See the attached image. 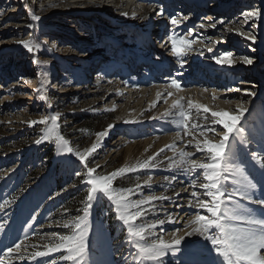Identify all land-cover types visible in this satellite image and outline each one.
<instances>
[{"label":"rangeland","instance_id":"1","mask_svg":"<svg viewBox=\"0 0 264 264\" xmlns=\"http://www.w3.org/2000/svg\"><path fill=\"white\" fill-rule=\"evenodd\" d=\"M111 1L0 0V204L6 200L10 202L0 210V224L4 225L0 231V257H4L7 248L16 243L24 241L26 245L21 252L26 258L20 260L14 254L9 258L11 264H49L52 259H56L58 264H71L59 260L61 253L37 257L35 260L28 257L34 251H43V246L50 243L53 232L68 234L69 230L58 226L57 222L62 224L76 215H83V211L76 214L65 211L62 207L64 192L78 187L82 192H87L85 184L82 183L86 179L83 175L86 172L84 165L76 156L59 151L54 141L45 140L36 144L35 141L43 135L45 126L30 125V121L60 114L58 123L61 134L74 149L79 150L90 147L96 140L95 134L86 140L79 133L87 114L96 120V125L99 126L97 132L105 130L109 124L114 125L88 158L89 167L99 165L97 172L107 174L158 152L162 144L165 146V139L170 138L169 141L172 140L177 146L180 142L176 138V133L180 130L166 128H177L172 123L176 118V109L164 112L161 107L152 106L161 99L164 100L161 103L163 106L168 105L172 98L165 93L159 100L157 95L148 90H159L162 87L171 89L177 95L184 93L188 95L185 97V105L189 99L203 104L194 98L192 90L204 92L207 89L232 97L243 94L247 97L245 106L248 111L241 120V126L247 128L248 133L244 132L247 143H238V151L243 161L251 165V170L245 168L246 171L250 174L257 171L253 165L252 152L263 154L255 150L254 145L264 146V92L262 96L259 92L258 95L249 93H255L261 86H257L258 82L252 76L251 69L259 62V67H264V16L253 25L252 22L243 23L242 13L254 8L264 13V0H224L225 4L232 5L224 14H218L215 18L217 33L214 35L203 32L205 29L215 28L207 27L210 22L202 21L204 15H197L198 11L191 10L195 9L191 5L185 15L179 12V7L174 8L175 12L166 21L167 15L161 11L160 0ZM213 1L217 0H194V5L202 9L211 8L210 3ZM99 7L106 9H103V14L93 13ZM119 8L127 11L130 9L135 16L122 18ZM32 15L40 16V20L33 21ZM150 15H153V28L148 26ZM172 16L181 20V23L172 25ZM114 17L119 18L113 20ZM185 17L198 18L190 26ZM133 21L135 22L132 23ZM200 24L206 27L200 28ZM148 29L152 32V38H156L153 42L145 39ZM190 29L193 30L191 34ZM235 29L251 32L256 37L255 42L245 39ZM173 34L196 40L192 50L183 57L184 69L176 68L180 65L178 58L172 55L171 48L168 49L171 45L169 37ZM28 40L36 45L32 52L20 43ZM64 47L66 50L62 52ZM208 47H212L213 51L208 52ZM226 51L233 53L232 59L239 66V73L231 75L222 70L216 72L202 68L205 71L199 78L193 79V76H198L192 73L199 63L206 60L214 62V55ZM201 52L204 54L200 55ZM245 56L251 58L253 63L244 64L238 59ZM209 73L212 75L208 78ZM99 74L101 77L95 78ZM171 79L189 80L192 83L188 87L181 85L182 90H176L166 87ZM111 80L114 83L109 85ZM230 80L232 83L229 84ZM250 82L252 84L247 87L245 84ZM237 88L240 89L239 92L234 91ZM247 89L250 91L246 92ZM122 94L125 96L121 98ZM41 95L47 99L41 100ZM257 99L258 107L254 101ZM226 101L236 104L239 100L221 97L212 102L221 105ZM193 115L195 116L194 110ZM155 118L158 120L155 121ZM200 123L202 124L201 120ZM216 128L219 132L221 126L217 125ZM209 137H213V141L219 140V135L213 133ZM150 142H154L153 148H147ZM260 149L264 152L263 148ZM193 150L190 148L188 151ZM171 153L172 151L167 150L160 154L158 167L128 173L114 182L116 187L134 188L136 183L143 184L147 176L153 177L152 187H145L142 195L164 194L170 199L154 202L155 211H149L143 219L150 222L155 218L163 219L169 214L172 215L175 223L158 225L155 230L164 235L165 239H171L170 234L173 232L177 236H183L189 219L196 212L205 214L203 210L197 211L196 208L188 207L189 200L193 199L191 192L202 190L193 189L191 183L185 182L189 175L181 172L177 176L175 173L178 169L168 168L169 160L166 157H170ZM76 172L82 175L78 177ZM173 175L176 180L180 178L171 182L163 180L164 176ZM177 183L179 186H176ZM72 185L75 187H71ZM255 193L263 196L264 190L257 184ZM139 198L140 192L131 197L133 200ZM240 203L257 207L244 200ZM108 205L112 206L116 218L115 205L106 198L100 203L94 201L93 208L90 209L88 220L91 225V242L88 258L92 264H132L136 250L128 241L126 226L119 220V225L115 223ZM173 224L177 226L172 228ZM187 247L189 246L182 242L179 250L175 254H167L163 263H188V257L183 254L185 251L196 258L197 252L192 253ZM214 256L216 257L215 254L212 257Z\"/></svg>","mask_w":264,"mask_h":264},{"label":"snow or ice","instance_id":"2","mask_svg":"<svg viewBox=\"0 0 264 264\" xmlns=\"http://www.w3.org/2000/svg\"><path fill=\"white\" fill-rule=\"evenodd\" d=\"M123 14L127 15V13ZM242 15L243 23L252 22L255 25V22L264 16V13L260 9L254 8L243 12ZM31 19L38 21L40 16L32 15ZM211 19L209 17V20ZM170 23L178 25L181 20L172 17ZM219 23H223V21H219ZM29 27L32 26L29 25ZM199 27L205 28L206 25L200 24ZM207 27L215 28L216 22L207 25ZM235 31L245 39L255 42L256 37L251 32L246 33L240 29H235ZM192 32L193 30L190 29L189 34ZM169 41L172 55L178 58L177 62L183 67L185 63L183 57L192 50V45L196 43V40L173 34L169 37ZM20 43L29 52L34 51L36 47L31 40L20 41ZM207 51L212 52L213 48L208 47ZM203 54V52L200 53V55ZM232 57L233 53L226 51L214 55L212 59L217 64L232 65L236 63ZM238 59L244 64L253 63L252 59L246 56ZM33 62L39 63V61ZM166 87L182 90L181 83L177 79H171L170 84ZM232 90L230 89V91ZM203 91L207 92L208 90L204 89ZM234 91L239 92L240 89L237 88ZM162 95L163 93L158 92L157 98L159 99ZM172 95V92L167 93L168 97ZM249 95H255V93H249ZM212 98L214 100L219 98L215 91L212 93ZM40 99L47 98L41 95ZM183 100L184 98L180 97L172 103V108L177 110L176 118L172 123L180 129L176 133V138L185 141L184 147L178 148L173 142L165 145V148L172 151L176 157L175 159L166 157L169 160L168 168L180 169L184 175H192L191 187L202 190H193L191 192L193 199L188 202L189 208L200 209L205 213L196 212L187 222L186 228L191 230L185 231L183 236H177L176 232H173L170 234L171 239H165L164 235L158 234L155 230L158 225L175 223L172 215L169 214L163 219L155 218L150 222L144 221L143 218L148 215L149 211H155L154 202L170 199L164 194L142 195L145 187L149 189L152 187L153 177L151 175L147 176L143 184L136 183L134 188L114 186V182L118 178H123L128 173L158 167L160 163L158 157L165 151V148H161L158 152L135 164L122 166L110 173L101 174L97 172L99 165L88 166V158L97 150L103 138L108 136L109 130L114 125L109 124L105 130L95 133L96 140L91 146L79 150L74 149L69 140L61 134L58 123L60 114H56L29 123L30 125L45 126L42 130L43 135L35 141L36 144L45 140L54 141L59 151L76 156L84 165L86 172L83 175L86 176V179L82 180V183L85 184L87 192L83 200V215H76L65 220L62 224L57 222L58 226L69 230L68 234L53 232L50 243L43 246L44 250L34 251L28 257L29 259L35 260L37 257H49L52 253H61L60 261L71 262V264H89L90 224L88 218L90 209L93 208L94 201L100 203L106 198L107 201L115 205L116 219L126 226L128 241L136 250L132 257V264H163V258L169 253L175 254L185 237L194 235H199L210 243V251L219 258V264H264V198L255 197L257 184L242 166L243 158L238 151V143H247L241 120L248 109L238 104L233 111L214 110L208 105L196 103L191 99L185 105L182 103ZM165 102H167V97H165ZM201 119L205 124L200 123ZM128 122L130 121H125V123ZM208 125H219L221 129L218 132L215 127H208ZM209 133L219 135V140H210ZM186 137L189 139L185 140ZM188 147L193 148L194 151H185V148ZM197 153L203 154L202 157L198 158ZM252 159L259 165L260 175L264 177V154L253 151ZM75 175L79 177L82 174L76 172ZM163 180L171 182L176 180V176H164ZM71 187H75V185ZM137 192L141 193V198L131 199ZM241 200L257 207L242 205ZM9 203L6 200L0 204V210H3ZM145 205L149 207H145ZM3 228L4 225L0 224V231ZM25 247L24 241L16 243L13 247H8L5 256L0 257V264H11L9 258L14 254L17 259L24 260L26 257L21 252ZM49 264H58V261L52 259Z\"/></svg>","mask_w":264,"mask_h":264},{"label":"bare ground","instance_id":"3","mask_svg":"<svg viewBox=\"0 0 264 264\" xmlns=\"http://www.w3.org/2000/svg\"><path fill=\"white\" fill-rule=\"evenodd\" d=\"M220 0H217V1H213L212 2V7L211 8H214V6H216V5H218V2H219ZM86 2V1H85ZM112 3L114 2V3H117L118 2V0H112L111 1ZM186 2L188 3V8L190 7L189 5H191V6H193L192 4H191V1L190 0H186ZM101 3V2H100ZM98 4V3H97ZM96 4V5H97ZM223 4H225V3H223ZM124 5V4H123ZM210 8V7H209ZM103 9H104V7H99V9H98V11H94L93 13H95V14H103ZM190 9V8H189ZM104 10H106V9H104ZM195 11H197V10H195ZM201 11H203V9L201 10ZM200 11V12H201ZM174 11H172V13H173ZM188 12V11H187ZM123 13H127V15H124ZM133 13L134 12H132V10H126V9H122V8H119V14H120V16L122 17V18H126V19H129V17H134L135 15H133ZM119 16V17H120ZM118 17V18H119ZM173 17V16H172ZM118 18H116V17H114L113 18V20H117ZM198 17H194L193 19H190L189 20V22H188V25H192V23L194 24L195 22H196V19H197ZM182 19V18H181ZM213 22H216V26H217V20L216 19H214L212 22H210V24L211 23H213ZM222 24H224V23H222ZM219 27H221V25L219 26ZM218 27V28H219ZM216 29L217 28H215V29H210V28H208V29H205L203 32H205V33H207V32H209V35H214V34H216L217 32H216ZM169 48H171V45L170 46H168V49ZM65 50H66V48L64 47V48H62V52H65ZM187 56V55H186ZM196 56L197 55H195L194 56V58H196ZM207 62H210V61H207ZM258 64H260V62L258 63ZM263 64V63H262ZM261 64V65H262ZM256 64H254V66H255ZM207 66H210V68L209 69H211V70H219V68H220V66L218 67V65L217 64H214V63H207ZM180 65L178 66H176V68L177 69H180ZM184 67L185 66H183L181 69H184ZM256 67V66H255ZM258 67H259V65H258ZM264 68V67H263ZM231 69V68H230ZM257 69V68H256ZM255 69V70H256ZM26 70V69H25ZM205 71V69H202V66H200V67H196V70L195 71H193V73H192V75H200L201 73H203ZM22 73H26V71H21ZM211 75H212V73H209V75H208V78L209 77H211ZM254 75V74H253ZM252 75V76H253ZM183 76V75H182ZM255 77V76H254ZM250 78V77H249ZM191 80H192V78H190ZM182 80V79H181ZM109 83V85H112V83H114V80H111V81H109L108 82ZM116 83L117 84H119V81H116ZM180 83H181V85L182 86H185V87H188V86H190V83H192V82H189V80H182V81H180ZM228 83L230 84V83H232V81L230 80V82L228 81ZM252 84V82H250L249 84H245L246 86L248 85H251ZM247 86V87H248ZM250 88V87H249ZM167 89H169V88H162L161 87V89H159V90H156L155 88L154 89H150V90H148V92H151V94H155V96L157 95V93L159 92V93H163V95L165 94V93H168V92H172L173 93V91L171 90V89H169L168 91H167ZM252 89V88H251ZM248 90L250 91V89H247V90H245L246 92H248ZM192 93H193V96H194V98L195 99H198V100H200L203 104H205V105H208L210 108H212V109H214V110H225V111H233V110H235L236 109V107H237V105L239 104V105H243L244 107H246L245 105V101L247 100V97H245V95H243V94H239V95H237V96H235V97H232V96H229V95H223V93L221 94H218V93H216L215 92V94H216V96L217 97H219L218 99H220L221 97L222 98H224V99H228V98H234V99H236V98H238V102L235 104L234 102V104H232V103H228V101H226V103H224V104H221V105H217V104H214L212 101L214 100L213 98H212V93H213V91L212 92H210V91H207V92H197V91H194V90H192L191 91ZM191 92L189 93V94H191ZM258 92H259V94L261 95L263 92H264V87L263 86H260V87H258V91H255V94H257L258 95ZM145 93H143V95H144ZM112 96H116V95H112ZM125 96V94H122L120 97L122 98V97H124ZM176 96V97H175ZM186 96H188V95H186V94H184V93H182V94H174L173 93V95H172V97H170V98H172V99H169V101L171 102H169L170 104H168V105H164L163 106V104H161V103H163V101L164 100H160V102L158 101L157 103H155V105L153 106V107H161V110L163 109V111L164 112H166L167 110H172V109H174V108H172V103H173V101L175 100V99H178V98H180V97H183L184 98V100L182 101V103H185L186 102V99H185V97ZM262 96V95H261ZM257 97V96H256ZM254 101H256L255 102V105L258 107L259 105H258V103H257V101H259L258 99L257 100H254ZM156 102V101H155ZM232 102V101H231ZM252 103H253V97H252ZM253 105V104H252ZM163 106V107H162ZM247 108V107H246ZM162 111V112H163ZM177 111V110H176ZM169 114H170V111L168 112ZM133 117V116H132ZM130 119H132V118H130ZM158 120V118H155V121H157ZM201 121H202V124H205V122L201 119ZM216 126L217 125H208V127H215L216 128ZM166 128H168V129H173V130H177V129H179L178 127L177 128H173V127H166ZM217 129V128H216ZM180 130V129H179ZM245 131H246V133H248V129L247 128H245ZM210 134V133H209ZM209 134H208V138L210 139V140H214V138L213 137H209ZM170 139V138H169ZM169 139H165V141L163 142L164 143V145H169L168 143H173V141L171 140V142L169 141ZM186 139H189V138H185V140ZM174 140V139H173ZM176 141V140H175ZM177 142V141H176ZM184 143H185V141H182V140H180V142H179V144H178V146H177V144H176V146L178 147V148H180V147H184ZM260 145V144H259ZM259 145H254L255 147H254V149L255 150H259V151H261L263 154H264V152L260 149V148H263V150H264V146L262 147V146H259ZM155 145H154V142H150V143H148V146H147V148H153ZM162 146H163V144H162ZM161 146V148H165V146H163L162 147ZM160 148V149H161ZM191 147H188V148H185V151H188L189 149H190ZM159 149V150H160ZM168 149L167 148H165V151H167ZM194 151V150H193ZM260 153V152H259ZM258 153V154H259ZM201 153H197L196 155L197 156H199ZM170 157H174V159L176 158L175 156H174V153L172 152L171 153V155H170ZM243 158V157H242ZM253 160V159H252ZM246 162H244L243 161V167H245V168H247L248 170H251V165H247V163L245 164ZM253 165L255 166V168L257 169V173L255 172V171H253L251 174H250V178H254V182L255 183H257L258 184V186L259 187H262L263 188V190H264V177H262L261 175H260V168H259V165L258 164H256V162L253 160ZM252 165V166H253ZM163 167V166H162ZM181 173V170L180 169H178L177 170V172L175 173L177 176H179V175H181L180 174ZM180 178V177H179ZM178 178V179H179ZM177 179V180H178ZM193 179V176L192 175H189L188 177H187V180L185 181V182H188V183H191V180ZM176 180V181H177ZM180 183V182H179ZM176 186H179V184L177 183V185ZM175 188V187H174ZM177 188V187H176ZM179 192V190H177L176 191V193H178ZM181 195H183V193L181 192L180 193ZM255 194V197L257 196V198H264V195L263 196H261L260 194H257V193H254ZM197 211L199 210V209H196ZM169 211H171V209H169ZM165 214H167V212H165ZM180 216V215H179ZM190 220V219H189ZM90 224V223H89ZM186 225L187 224H185V229L183 230V232H185V231H190L191 229L190 228H186ZM91 226V225H90ZM177 225L176 224H173V226H172V228H175ZM169 228V227H168ZM90 242H91V236H90V232H89V237H88V243H89V245H90ZM186 245H188L189 247H187V250H191L192 251V253L194 252V253H196L197 255H196V258H195V256H192V254H190V253H187L186 251L185 252H183V254L185 255V256H187L188 258V263H185V261H183L182 263L183 264H219V258H217V257H212L215 253L214 252H212V251H210V248H211V245H210V243L209 242H207V241H205L204 240V238L203 237H201V236H199V235H194V236H191V237H185V239H184V241H183ZM188 243V244H187ZM183 249V248H182ZM181 252V251H180ZM89 253H90V251H89ZM209 253V254H208ZM166 256H168V255H166ZM166 256L163 258V261H164V259L166 258ZM197 257H199V259H197ZM88 261H89V264H92L91 263V261H90V258H88ZM164 264V263H163Z\"/></svg>","mask_w":264,"mask_h":264},{"label":"trees","instance_id":"4","mask_svg":"<svg viewBox=\"0 0 264 264\" xmlns=\"http://www.w3.org/2000/svg\"><path fill=\"white\" fill-rule=\"evenodd\" d=\"M83 116V115H82ZM99 130V126L96 125V120L91 117V115L87 114L83 121V126L80 128V132L83 137L88 140V138L93 137L94 134ZM86 196V192H82L80 187L75 188L72 191L64 192L62 198L64 199V203L62 207L67 211H70L73 214L80 213L83 211L84 203L83 200ZM109 206V205H108ZM109 213L114 217V210L112 206H109ZM115 223L119 225V221L114 217Z\"/></svg>","mask_w":264,"mask_h":264}]
</instances>
